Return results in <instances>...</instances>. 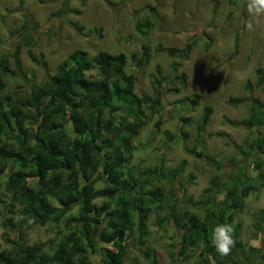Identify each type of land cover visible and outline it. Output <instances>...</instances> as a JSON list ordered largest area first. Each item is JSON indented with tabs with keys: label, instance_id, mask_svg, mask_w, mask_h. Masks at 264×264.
Here are the masks:
<instances>
[{
	"label": "trees",
	"instance_id": "trees-1",
	"mask_svg": "<svg viewBox=\"0 0 264 264\" xmlns=\"http://www.w3.org/2000/svg\"><path fill=\"white\" fill-rule=\"evenodd\" d=\"M150 28L147 19L136 24L135 31L145 37ZM159 51L178 53L171 47L160 46ZM131 57L137 67L150 60L145 47ZM186 57L184 52L182 58ZM13 59L12 69L0 59V205L10 214L1 222L6 239L0 264H124L126 241L134 233L144 264H159L155 249L145 246L151 216L164 233L174 234L167 246L171 262L242 264L240 224L234 222L249 195L264 187L263 158L254 164L255 184L247 179L240 183L238 176L214 175L197 199L180 197L176 182L185 160L165 174L160 166L145 174L130 166L135 141L164 106V78L151 76L152 93L138 96L137 78L126 71L123 52L99 51L90 58L78 49L36 84L23 72L17 51ZM41 65L46 68L44 61ZM179 65L172 64L171 73L185 89V73L175 74ZM15 75L20 77L18 84L9 92L5 79ZM256 78L254 86L260 88L264 72L257 71ZM245 88L250 90V83ZM229 103L244 102L231 98ZM210 114L211 108L204 106L198 137ZM228 123L248 130L264 125V101L252 98L247 118ZM262 144L259 140L256 146L264 154ZM191 153L203 156L195 149ZM253 216L260 230L264 213L258 210ZM222 222L234 225V245L226 256L209 242L212 227ZM36 226L56 228L58 234L26 243L24 229Z\"/></svg>",
	"mask_w": 264,
	"mask_h": 264
},
{
	"label": "rangeland",
	"instance_id": "rangeland-1",
	"mask_svg": "<svg viewBox=\"0 0 264 264\" xmlns=\"http://www.w3.org/2000/svg\"><path fill=\"white\" fill-rule=\"evenodd\" d=\"M247 2L0 0V59L12 69L13 54L17 51L23 72L38 84L74 50H83L90 58L99 51L123 52L128 59L126 71L137 78L138 96L152 93L151 76L164 78V106L150 117L135 141L130 166L140 174L160 166L165 174L185 160L176 193L197 199L214 175L222 179L238 176L240 183L247 179L248 184H255L258 170L254 164L259 157L264 159L256 146L260 140L264 149V125L248 130L228 123L247 118L252 98L264 101V84L260 88L254 86L257 71L264 72V13L250 14ZM147 19L151 28L143 37L135 31V26ZM160 46L175 48L178 53L169 56L159 51ZM143 47L148 50L150 60L137 67L131 55L138 56ZM184 52L186 58H182ZM41 61L46 63V68ZM177 62L180 65L175 74L185 73V89L173 80L172 64ZM19 78L15 75L5 79L9 92ZM249 83L251 88L247 90L245 86ZM173 89L178 92H171ZM231 98H241L244 103L231 105ZM204 106L211 108V114L198 137L196 126ZM183 119L187 120L185 125ZM194 149L203 156L194 157L191 153ZM190 176L192 182L187 183ZM2 206L0 247L5 246L6 239L1 222L10 215ZM258 210L264 213V187L249 195L244 211L235 218L234 223L240 224L242 264H264V223L257 230L253 216ZM147 230L145 246L155 249L159 264H175L167 251L174 234L159 229L153 216L147 222ZM24 234L25 242L32 244L54 238L58 232L49 226H36L25 228ZM8 237L12 239L13 233ZM126 243L129 251L124 264H144L136 234Z\"/></svg>",
	"mask_w": 264,
	"mask_h": 264
},
{
	"label": "clouds",
	"instance_id": "clouds-1",
	"mask_svg": "<svg viewBox=\"0 0 264 264\" xmlns=\"http://www.w3.org/2000/svg\"><path fill=\"white\" fill-rule=\"evenodd\" d=\"M247 11L253 15L264 13V0H248ZM209 242L219 255H228L234 245V225L229 222L215 224L209 234Z\"/></svg>",
	"mask_w": 264,
	"mask_h": 264
}]
</instances>
